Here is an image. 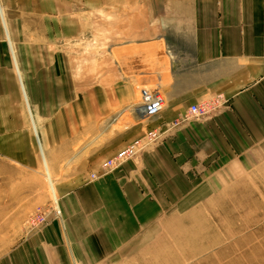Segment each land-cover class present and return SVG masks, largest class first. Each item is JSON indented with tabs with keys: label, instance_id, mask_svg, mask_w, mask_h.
Wrapping results in <instances>:
<instances>
[{
	"label": "crops",
	"instance_id": "crops-1",
	"mask_svg": "<svg viewBox=\"0 0 264 264\" xmlns=\"http://www.w3.org/2000/svg\"><path fill=\"white\" fill-rule=\"evenodd\" d=\"M86 2L93 7L98 0H0V6L34 7L40 36L51 38L44 23L52 13L67 18ZM149 7L151 40L124 50L139 54L138 63L131 58L129 64H138L142 82L153 77L163 98L162 110L149 119L129 113L135 91L128 80L85 91L45 46L40 56L30 47L32 55L15 67L0 58L1 159L39 177L44 171L59 215L58 222L50 219L19 238L0 264H142L147 258L138 247L163 212L157 199L163 182H180V168L208 166L214 152L223 158L241 150L243 140L264 143V0H149ZM61 17L59 32L66 37L75 30ZM213 98L226 104L219 116L189 122L176 129L175 142L102 172L106 160L145 132L164 130L190 104ZM122 115L127 124L112 129ZM172 149L173 163L166 154Z\"/></svg>",
	"mask_w": 264,
	"mask_h": 264
},
{
	"label": "rangeland",
	"instance_id": "rangeland-1",
	"mask_svg": "<svg viewBox=\"0 0 264 264\" xmlns=\"http://www.w3.org/2000/svg\"><path fill=\"white\" fill-rule=\"evenodd\" d=\"M76 8L67 18L52 13L51 19H47L50 22L44 23L52 37L45 38L39 33L42 27L35 25L38 13H34V7L0 6V58L15 67L16 60L32 55L28 54L30 47L40 56L45 46L47 56L53 62L65 64L67 78L85 91L97 84L106 86L114 78L125 79L134 88V104L140 89L158 90L153 77L142 82L136 69L138 64H129L131 58L138 63L139 54L124 53L125 48L150 41L154 34L155 23L149 21V0H98L93 7L86 2ZM60 16L62 20L70 19L67 26L75 30L71 37L60 35ZM214 104L203 117L185 119L177 125H172V121L164 130H156L155 140L118 166L141 158L143 153H153L161 142H175V133L179 131L176 129L187 123L211 121L226 109L219 98ZM27 112L30 117L28 106ZM129 113L136 117L132 111ZM122 117L116 119L112 129L127 124L122 123ZM1 146L4 145L0 142V150ZM238 146L241 150L225 152L227 157L214 152L217 157L209 160L208 166L180 168V182L160 185L162 192H158L157 199L164 209L141 236L146 245L140 250L138 247L137 254L147 258L142 264H264V143L243 140ZM180 148L187 153L182 144ZM176 153L167 151L170 162L173 163ZM41 174L39 177L14 168L0 156V255L19 238L36 233L50 219L59 221L53 184L44 171ZM30 205L33 207L29 209ZM49 206L53 208L45 214V224L29 228L26 219L33 209Z\"/></svg>",
	"mask_w": 264,
	"mask_h": 264
},
{
	"label": "built area",
	"instance_id": "built-area-1",
	"mask_svg": "<svg viewBox=\"0 0 264 264\" xmlns=\"http://www.w3.org/2000/svg\"><path fill=\"white\" fill-rule=\"evenodd\" d=\"M218 101V98H213L209 100L199 101L193 104H190L182 117H180L177 120H174L172 122V125H177L178 123L182 122L185 119H191V118H200L206 115L210 110L213 108ZM162 107V102L159 96L158 91L156 90H139V97L138 100L132 103L127 109H131L129 111H132L134 114H136V117H146L151 118L156 116ZM158 136V132L156 130H150L145 132L144 136L140 139H136L126 145L123 149L118 151L114 156L106 160L102 164V172L110 171L113 168H116L121 162L132 158L137 152H139L142 147L153 140L156 139ZM89 178L95 179V175L91 174ZM50 208H40L36 207L33 209V211L28 215V218L26 219V223L29 225L28 227L31 229L37 228L40 225H44L45 222V214L48 213L47 211Z\"/></svg>",
	"mask_w": 264,
	"mask_h": 264
},
{
	"label": "bare ground",
	"instance_id": "bare-ground-1",
	"mask_svg": "<svg viewBox=\"0 0 264 264\" xmlns=\"http://www.w3.org/2000/svg\"><path fill=\"white\" fill-rule=\"evenodd\" d=\"M156 90V89H155ZM156 91H158V93H159V96H160V99H161V102H162V107H161V110H162V108H163V106H164V101H163V98H162V96H161V94H160V92H159V90H156ZM160 110V111H161ZM159 114V113H158ZM157 114V115H158ZM114 169V168H113ZM96 177V176H95Z\"/></svg>",
	"mask_w": 264,
	"mask_h": 264
}]
</instances>
